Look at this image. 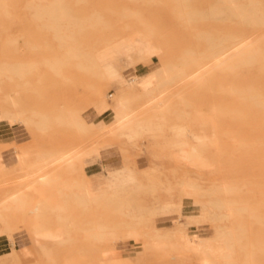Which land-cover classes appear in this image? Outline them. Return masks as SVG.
I'll return each instance as SVG.
<instances>
[{"label":"rangeland","instance_id":"374dc122","mask_svg":"<svg viewBox=\"0 0 264 264\" xmlns=\"http://www.w3.org/2000/svg\"><path fill=\"white\" fill-rule=\"evenodd\" d=\"M252 1L0 0V127L9 123L0 130V264L19 263L13 247L18 235L41 248H57L53 256L38 252L48 264H172L138 257L110 262L109 251L118 243L132 241V253L139 254L138 244L150 237L151 248L169 252L168 259L185 250L201 256L196 264H264V0ZM136 32L146 36L154 53L132 51L129 39ZM123 50L133 55L130 63L115 61L132 63L123 67L124 75L154 63L152 71L133 76L146 72L144 82L130 85L125 79L121 87L110 81L116 71L107 76L103 62L111 58L109 52ZM111 88L127 96L113 107L117 119L102 140L88 123L90 109L107 108L116 98L108 96ZM92 94H100L94 104L87 101ZM136 97H146V105H131L129 99ZM139 110H155L156 117L132 122L133 111ZM147 121L154 122L148 133L153 135H135ZM115 128L129 130L120 151L124 160L143 153L138 139L157 147L146 152L158 164L142 172L153 181L132 183L138 193L151 196L137 215L126 210L145 201L138 194L123 202L117 193L116 212L107 213L111 202L83 219L74 212V201L57 208L67 183L42 184L49 176L32 183L52 161L65 163L78 145L84 147L82 158L99 157L108 137L123 136ZM2 134L10 145L2 144ZM23 140H30L35 151L28 161L21 162V156L12 163L15 142ZM61 147L69 154H61ZM189 150L196 163L187 159ZM188 197L215 211L216 221L208 222L212 236L190 237L166 225L158 234L147 225L157 215L179 225ZM161 198L173 200L174 210L157 213L153 205ZM95 223L98 230L81 228ZM65 236L90 245H48ZM181 237L189 242L184 248L174 245ZM198 239L199 249L192 244ZM60 249L90 256L63 261ZM143 249L148 258L160 259ZM181 264L193 263L186 257Z\"/></svg>","mask_w":264,"mask_h":264},{"label":"crops","instance_id":"0c3cea01","mask_svg":"<svg viewBox=\"0 0 264 264\" xmlns=\"http://www.w3.org/2000/svg\"><path fill=\"white\" fill-rule=\"evenodd\" d=\"M117 60V59H116ZM115 60V61H116ZM123 60V59H121ZM114 61V62H115ZM124 61V60H123ZM132 64V63H131ZM131 64H127L126 62H115L114 63V70L116 71L115 74L110 76V81L112 83L118 84L121 87H124L126 82L125 79H129L136 75L139 71H152L150 68L154 66V63H149L145 65L138 66L137 69L130 71L128 74L124 75L123 67L130 66ZM127 85V84H126ZM108 96L111 97L115 95L114 101L108 102V107L103 109H90L91 121L88 122L91 125L92 133L102 136V140L104 139V135L108 134L110 128H113V125L117 119L116 111L113 110V107L116 105L117 100L122 97H126L127 93L123 90H116L115 88H111L107 91ZM100 99V94H92L87 97V101L90 104L96 103ZM131 105H138V104H145L147 102L146 97H136L134 99H129ZM102 108V107H101ZM155 110H139L133 111L131 115L132 122H136L139 124L137 119L149 117L154 118L156 115L154 114ZM150 114V115H149ZM4 125H9V123H2L0 130H3ZM3 128V129H2ZM122 130L123 136L120 137H108V144L104 145V147L100 150L99 157H91V158H82L81 151L84 150L83 144L78 145L74 153H67L64 152V149H69L68 147H61V154H69V158L65 161V163L58 165L52 161L47 167L40 170L39 175H37L33 180L32 183L36 185V182L39 183L40 176H49L52 178L53 182H65L67 183L66 193H63L62 199L59 201V205L57 207L56 204L52 205V209L56 212V207L61 208L62 206H66L68 203L71 204L73 201L76 203L75 213H81L83 219L87 218V215L90 213H99L101 205H105L107 203H113L111 206H108L107 213L116 212V206L114 204L116 194L122 193L123 195H119L124 200L123 202H127V199L139 195V197L143 198L145 201L140 203L132 204L129 210L131 214L139 213V209H143L145 203H147L148 199L151 197L147 193L139 192L136 190V186L132 185L135 181H142L148 182L153 181V178L142 177V172L147 170L149 167L158 164V159H154L148 156L146 151L155 149L154 147L156 144L153 141H149L148 139H138L136 140L135 144L140 146L143 153L138 155L134 161L124 160L121 154V148L125 144L124 135H129V130L127 128H115ZM154 129V122L147 121L144 124H141L137 132L134 134H145V135H153L148 134L152 132ZM133 134V135H134ZM2 144L3 145H10V139L5 137V134H2ZM101 141V140H100ZM71 149V148H70ZM133 149V147H130ZM13 154L11 157L12 163L21 161V156H24V161L26 162L30 159V156L34 153L35 147L34 144L30 140H23L15 142V152L17 153L18 157ZM190 151V150H189ZM35 158H39V155H34ZM33 157V158H34ZM54 160V159H53ZM190 165V164H187ZM56 169H60L59 174H54ZM116 177V178H115ZM126 177H128L126 179ZM112 181V182H111ZM110 182V184H109ZM84 184L91 187L94 196L91 200H87V195L84 193ZM79 185L81 188L79 189ZM74 199V200H73ZM195 198L188 197L186 202L183 203L181 209V213L183 214L184 218L180 220V224L176 225L173 223H169L168 221H164L163 215H157L154 220L148 222L147 225L155 226L158 230V234L164 233L165 225L166 227H171L172 232H179L180 230L186 231L188 236L192 237L194 235H201L203 237H210L214 234L215 230L212 231L210 229L208 222L210 220L216 221L215 211L211 209L209 204H201L195 201ZM204 200V199H203ZM206 200V199H205ZM79 203H83L85 205L82 208L78 207ZM174 201H165L164 198L157 200L153 207L156 212H162L163 210H174ZM199 222V223H194ZM109 229L112 228V223H108ZM82 229L87 230H98L99 223H95L92 226L81 227ZM131 228V227H130ZM153 238L147 239L145 242H141L138 244L140 247L139 254L132 253V246L136 245L132 241H124L118 243L114 249L109 251V260L110 262H127L131 259L140 258V261L145 262H161L164 263L165 261H171L172 264H181L185 262L186 257L190 258V262L196 264V262L200 263L199 255L192 254L188 251H181L183 253L175 254L171 253L170 258H165L169 252L162 254L161 251L158 249L151 248V241ZM15 246L14 249V257L15 255L19 259L18 264H48L46 261L42 259H38L37 255L40 250L45 252V255L53 256L57 253L58 249L54 248L53 250H49L47 248H41L35 242H33L30 238L26 235H18L14 238ZM78 238L65 236L61 237L59 241H49L48 245L53 246H65L69 242H77ZM81 246H89L90 243L88 240L82 239L78 241ZM143 246H146L147 249H151L155 251L156 255L160 257V259H151L148 258L147 254L144 253ZM63 252V253H62ZM60 257L61 260L66 261L70 259L75 260H84L85 257H89L88 253L81 254L80 256L75 254L69 253L67 250L60 249ZM79 257V258H78ZM108 260V261H109Z\"/></svg>","mask_w":264,"mask_h":264},{"label":"bare ground","instance_id":"6f19581e","mask_svg":"<svg viewBox=\"0 0 264 264\" xmlns=\"http://www.w3.org/2000/svg\"><path fill=\"white\" fill-rule=\"evenodd\" d=\"M257 2H259V0H253L252 1V5L253 4H256ZM137 31V30H136ZM129 43L132 47V51L136 54V52H139L140 54H150V53H154V49H152V47L150 46V44L147 42L146 40V36L142 35L141 33L139 32H136V33H133L129 39ZM114 47H116L114 45ZM122 50V49H120ZM117 54H112L113 52H109L110 55H111V58L110 59H107L103 62V67L106 71V74L107 76H109L110 74H113L115 73L114 70V66H113V62L116 60V59H119V58H123L127 63H130L133 61V55L132 53H128L126 51H116ZM107 58V57H106ZM56 66V65H55ZM55 69V68H54ZM154 72V71H153ZM147 78V74L146 72L145 73H140L139 75H137L136 77H132L130 79L127 80V82L132 85V84H137V83H142L145 81V79ZM120 107L123 108V107H126L124 103H121L120 104ZM126 109V108H125ZM123 109V110H125ZM124 113V111H123ZM122 113V115H123ZM126 115L124 114V117ZM119 117H121V115H119ZM134 127V126H133ZM136 129V128H135ZM195 139L198 140V141H203L204 139L201 138L200 136H195ZM188 156H187V159L191 162V163H196L197 161H195L194 159V156L192 154L191 151L188 152ZM116 178V177H115ZM128 177H126L127 179ZM129 179V178H128ZM52 178H43L41 181L42 184L46 185L48 183V181H51ZM112 182V181H111ZM110 184V182H109ZM84 193L85 195H87V199H92L93 196H94V192L92 190L91 187L85 185L84 186ZM13 196V195H12ZM11 196V198H12ZM191 243V242H190ZM163 245L165 244L164 242H156V245ZM194 247L199 249L201 247V242L200 240H196L194 243ZM174 245L176 247H186L187 245H189V242H185L183 240V238H177V240L174 242ZM205 249H206V246H205ZM208 250H210L211 248L210 247H207Z\"/></svg>","mask_w":264,"mask_h":264}]
</instances>
